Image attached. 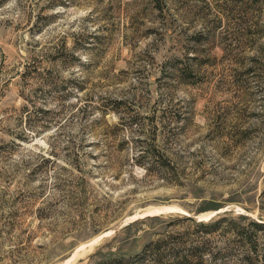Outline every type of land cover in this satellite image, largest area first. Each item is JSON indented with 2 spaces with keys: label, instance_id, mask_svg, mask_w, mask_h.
Listing matches in <instances>:
<instances>
[{
  "label": "rangeland",
  "instance_id": "374dc122",
  "mask_svg": "<svg viewBox=\"0 0 264 264\" xmlns=\"http://www.w3.org/2000/svg\"><path fill=\"white\" fill-rule=\"evenodd\" d=\"M184 217L264 221V0H0V264H152Z\"/></svg>",
  "mask_w": 264,
  "mask_h": 264
},
{
  "label": "trees",
  "instance_id": "16d2710c",
  "mask_svg": "<svg viewBox=\"0 0 264 264\" xmlns=\"http://www.w3.org/2000/svg\"><path fill=\"white\" fill-rule=\"evenodd\" d=\"M74 188H82V182H75ZM155 218L160 219L159 217ZM179 220L189 221V228H186L187 230L184 232H179L176 237L170 235L149 242L143 248L144 252L149 254L152 264H164L167 259L171 260L170 264H217L214 254L210 253L211 242L209 239H205V236L214 232L232 233L237 229H241L238 233L245 231V238L235 243L228 239L223 240V246L219 248L218 252H223L219 264H227L226 262L231 258L235 247L243 253L242 263L259 264L262 262L264 264V257L260 254V242L264 243V221L252 220L245 224L240 219L228 217H221L208 222L195 221L186 217ZM206 253L209 255L208 262L204 260ZM140 258L141 256L137 258V263H132L141 264L139 263Z\"/></svg>",
  "mask_w": 264,
  "mask_h": 264
},
{
  "label": "bare ground",
  "instance_id": "6f19581e",
  "mask_svg": "<svg viewBox=\"0 0 264 264\" xmlns=\"http://www.w3.org/2000/svg\"><path fill=\"white\" fill-rule=\"evenodd\" d=\"M76 253V252H75ZM65 264H67V261H66V263Z\"/></svg>",
  "mask_w": 264,
  "mask_h": 264
}]
</instances>
